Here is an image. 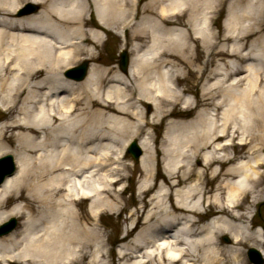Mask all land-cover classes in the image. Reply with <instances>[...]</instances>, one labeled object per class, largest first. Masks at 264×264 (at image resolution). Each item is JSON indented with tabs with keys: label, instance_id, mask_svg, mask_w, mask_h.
Here are the masks:
<instances>
[{
	"label": "bare ground",
	"instance_id": "bare-ground-1",
	"mask_svg": "<svg viewBox=\"0 0 264 264\" xmlns=\"http://www.w3.org/2000/svg\"><path fill=\"white\" fill-rule=\"evenodd\" d=\"M22 1L0 0V105L16 113L0 122V155L10 152L16 163L0 183V224L21 220L0 234V264L84 257L108 264L98 259L97 232L89 221L82 227L76 203L89 200L96 216L98 195L116 182L127 142L166 116L167 175L144 218L137 210L129 215L127 235L144 228L119 252L123 264H262L246 260L242 247H256L264 261V230L249 223V206L239 208L244 197L264 201L257 188L264 163V0H149L139 15L136 0H29L39 8L18 15ZM222 4L226 17L217 33L211 13ZM90 11L99 26L124 33L125 71L99 61L94 49L103 31L86 18ZM82 49L90 60L86 76L67 77L64 68ZM184 69L197 74L195 99L179 87ZM142 101L153 106L149 116L135 104ZM177 104L181 109L167 108ZM196 105L202 108L193 117L180 118ZM234 139L245 156L228 152ZM138 144L145 174L139 191L146 192L153 156L150 140L141 136ZM214 180V194L205 198L204 184ZM186 181L193 183L179 187ZM195 216L210 220L199 224ZM223 233L231 246L220 241Z\"/></svg>",
	"mask_w": 264,
	"mask_h": 264
},
{
	"label": "rangeland",
	"instance_id": "rangeland-1",
	"mask_svg": "<svg viewBox=\"0 0 264 264\" xmlns=\"http://www.w3.org/2000/svg\"><path fill=\"white\" fill-rule=\"evenodd\" d=\"M148 1L149 0H137V2L135 3L136 11L138 13L137 15L140 14L139 12L140 9ZM26 2H29V0H23L21 4H24ZM34 4L37 8H39V3H34ZM88 13L89 12H87L86 17ZM225 17H226L225 5L224 4L217 5L216 8L211 13L212 26L215 32L222 33L223 21ZM89 20L91 21L92 24L96 23L98 27H101L97 23L94 13L91 11L89 15ZM260 29L264 31V13L260 19ZM101 30L103 31L101 35L102 40L99 43L98 47L94 49L95 54L99 56L100 62H103L111 66L113 69H117L123 72L120 69L119 54L121 50H125L127 52L128 57H130L129 45L128 43H126V39L124 38L122 33L121 35H118L113 30L105 29L103 27H101ZM82 51L83 53L80 54L79 60L70 64L69 66L77 65L81 63L83 60H87L88 63L90 64V60L88 56H86L85 50L82 49ZM213 63H214L213 60H211L208 65L212 67ZM182 75L183 78H181L178 81L179 87L184 90L185 89L191 90V92L188 94L190 98L195 99V96L199 94L198 84L196 81V76H197L196 72L190 69H188V71L187 69H184ZM132 81L133 79L130 78L129 81L130 85L132 84ZM135 104H139L142 107L143 111L147 114V116H149L153 110V106L150 103L142 101V103L135 102ZM179 106H180L179 104H177V106L169 105L167 108L181 109ZM200 108H202V106L196 105L190 114L181 116L180 118H191L196 114L197 110H199ZM15 114L16 113H14L13 115ZM13 115L7 114L0 105V122L2 121L4 122L10 119ZM170 118L171 117L168 116L162 117L161 119L157 120L156 123L154 124L152 123L150 125L142 127V130L140 131L139 135H137L136 138L138 139L139 137L143 136L146 137V139L150 140V148L153 156V162H152L153 169H152V177H151L152 180L149 182L151 184L149 190H147L146 192L139 191V186L143 183L145 174L139 164V158L137 160H134L131 157V155L126 151L124 157L119 161L118 167L113 172L114 177L119 179L117 180V182L113 183L112 185H109L107 189H103L101 193L98 195V197H100V199L103 200L101 202L102 206L99 210L100 214L98 216L92 217L89 200H83L81 202L78 201L76 203L75 208L77 214H80V219H81L80 221L82 227L85 229L86 227L89 226V223H93L92 227H95V230L97 232V239H96L97 247L95 248V253L96 255H98V259H100V262H107L108 264H123V262H126V258L123 259L120 258L119 252L123 251L130 241L132 240L134 241V239H139L141 237L140 232L141 229L144 228V223L138 224L134 228L133 232H131L128 235L126 234V229L132 225L130 223L129 215L133 212H136L137 210L136 214H139L141 216V220L144 218L146 211H148V209L150 208L151 196L159 188L158 183L161 182L162 180L161 176L167 175L164 169V163H163L164 155L162 154V148L166 146L167 140L165 137V131L168 125V120ZM174 118H178V117H174ZM235 142H237V139H234V143H233L234 146L232 145L227 149L228 152L236 157L245 156L246 155L245 151L247 150V148H243L242 151H239L238 150L239 148L237 145H235ZM13 144L14 141L12 142L10 141L6 143V145L10 147H12ZM155 149H158V152H155ZM141 152L143 153V150ZM111 160L113 161L115 160V158L112 157ZM192 162L198 166L200 165L201 160L193 159ZM259 173L262 176L257 188L262 189L264 191V163L261 164V167L259 168ZM157 174L158 176H156ZM188 183H193V181L192 182L186 181L184 183H181L179 187H184ZM215 184H216L215 180L211 181L210 184H204L206 191L204 195L205 198L207 197L209 199L212 198L214 191L211 188ZM143 202L146 203L145 206H143ZM8 203L11 204V200ZM101 203H96V205ZM248 206H249L248 209L249 223L250 222L255 223L257 226L256 229L264 230V201L251 203L247 201V197H244L241 199V205L239 211L240 212L245 211V209ZM252 214L253 216L251 217ZM14 217L16 218V224L14 225L13 229L16 226H18V224L21 222L18 216H14ZM133 217L136 218V215H133ZM208 218L209 216H201V218L195 216V219L199 220V224H204L208 220ZM88 221L89 223L86 224V222ZM220 241L224 244L230 246L232 245V239L229 233L221 234ZM250 247H254V246L249 244L242 247L244 257L248 261H250V259L248 258L247 253ZM256 250L258 249L256 248ZM88 262L89 259L87 257H84L83 259L74 258L72 260V264H88ZM262 264H264V261Z\"/></svg>",
	"mask_w": 264,
	"mask_h": 264
},
{
	"label": "water",
	"instance_id": "water-1",
	"mask_svg": "<svg viewBox=\"0 0 264 264\" xmlns=\"http://www.w3.org/2000/svg\"><path fill=\"white\" fill-rule=\"evenodd\" d=\"M31 10H34V6L28 5L24 10L21 12H29ZM86 66L87 62L84 61L81 65L70 69L66 75L74 77L76 79H82L86 72ZM120 66L123 71L126 70L127 66V56L125 52L121 53L120 58ZM129 151L131 152L132 156L137 160L138 156L140 155L141 151L137 147L136 143L133 142L129 148ZM14 171V162L11 155H6L4 157L0 158V182L4 179V177L8 174H11ZM15 221L11 220L9 223L4 225L0 228V234L3 232H7L14 226ZM254 254H257V252L254 249L249 250V255L252 257Z\"/></svg>",
	"mask_w": 264,
	"mask_h": 264
}]
</instances>
